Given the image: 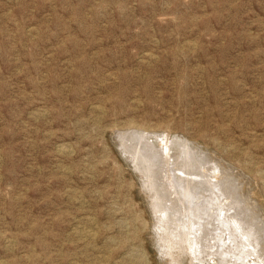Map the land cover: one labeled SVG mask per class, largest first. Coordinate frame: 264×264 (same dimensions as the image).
<instances>
[{
	"label": "rangeland",
	"instance_id": "374dc122",
	"mask_svg": "<svg viewBox=\"0 0 264 264\" xmlns=\"http://www.w3.org/2000/svg\"><path fill=\"white\" fill-rule=\"evenodd\" d=\"M127 130L229 166L264 231V0H0V264L165 263Z\"/></svg>",
	"mask_w": 264,
	"mask_h": 264
},
{
	"label": "bare ground",
	"instance_id": "6f19581e",
	"mask_svg": "<svg viewBox=\"0 0 264 264\" xmlns=\"http://www.w3.org/2000/svg\"><path fill=\"white\" fill-rule=\"evenodd\" d=\"M117 133L149 198L164 264H264L263 225L229 166L168 132L155 140L147 132Z\"/></svg>",
	"mask_w": 264,
	"mask_h": 264
}]
</instances>
